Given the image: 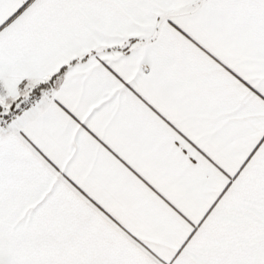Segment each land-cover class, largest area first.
Masks as SVG:
<instances>
[{"label": "snow or ice", "instance_id": "6c2138e0", "mask_svg": "<svg viewBox=\"0 0 264 264\" xmlns=\"http://www.w3.org/2000/svg\"><path fill=\"white\" fill-rule=\"evenodd\" d=\"M0 264H264V0H0Z\"/></svg>", "mask_w": 264, "mask_h": 264}]
</instances>
